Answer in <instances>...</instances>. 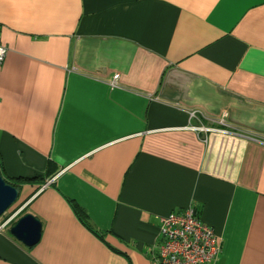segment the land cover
<instances>
[{"label": "crops", "instance_id": "0c3cea01", "mask_svg": "<svg viewBox=\"0 0 264 264\" xmlns=\"http://www.w3.org/2000/svg\"><path fill=\"white\" fill-rule=\"evenodd\" d=\"M0 41V264H157L191 204L264 264V0H0Z\"/></svg>", "mask_w": 264, "mask_h": 264}, {"label": "built area", "instance_id": "2783aa9c", "mask_svg": "<svg viewBox=\"0 0 264 264\" xmlns=\"http://www.w3.org/2000/svg\"><path fill=\"white\" fill-rule=\"evenodd\" d=\"M7 48L0 41V65ZM222 116L220 123H225ZM200 130H216L217 127H196ZM159 243L153 258L157 264H215L221 244L215 229L206 224L191 204L183 212H171L160 217Z\"/></svg>", "mask_w": 264, "mask_h": 264}, {"label": "water", "instance_id": "95a60500", "mask_svg": "<svg viewBox=\"0 0 264 264\" xmlns=\"http://www.w3.org/2000/svg\"><path fill=\"white\" fill-rule=\"evenodd\" d=\"M19 194V186L8 182L0 169V217L17 201ZM11 233L27 246H33L41 237V222L33 214L27 213L11 227Z\"/></svg>", "mask_w": 264, "mask_h": 264}, {"label": "trees", "instance_id": "16d2710c", "mask_svg": "<svg viewBox=\"0 0 264 264\" xmlns=\"http://www.w3.org/2000/svg\"><path fill=\"white\" fill-rule=\"evenodd\" d=\"M8 182H10V181H8ZM78 213L80 214V213H81V211H79Z\"/></svg>", "mask_w": 264, "mask_h": 264}, {"label": "rangeland", "instance_id": "374dc122", "mask_svg": "<svg viewBox=\"0 0 264 264\" xmlns=\"http://www.w3.org/2000/svg\"><path fill=\"white\" fill-rule=\"evenodd\" d=\"M221 118V117H220Z\"/></svg>", "mask_w": 264, "mask_h": 264}]
</instances>
